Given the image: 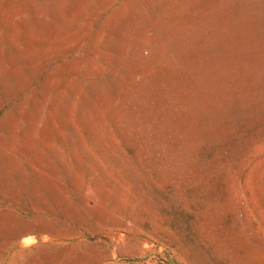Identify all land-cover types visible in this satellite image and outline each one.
Segmentation results:
<instances>
[{"label": "rangeland", "instance_id": "rangeland-1", "mask_svg": "<svg viewBox=\"0 0 264 264\" xmlns=\"http://www.w3.org/2000/svg\"><path fill=\"white\" fill-rule=\"evenodd\" d=\"M0 264H264V0H0Z\"/></svg>", "mask_w": 264, "mask_h": 264}]
</instances>
